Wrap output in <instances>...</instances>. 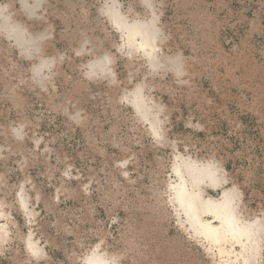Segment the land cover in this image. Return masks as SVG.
Wrapping results in <instances>:
<instances>
[{"label":"rangeland","instance_id":"rangeland-1","mask_svg":"<svg viewBox=\"0 0 264 264\" xmlns=\"http://www.w3.org/2000/svg\"><path fill=\"white\" fill-rule=\"evenodd\" d=\"M0 264H264V0H0Z\"/></svg>","mask_w":264,"mask_h":264},{"label":"bare ground","instance_id":"bare-ground-1","mask_svg":"<svg viewBox=\"0 0 264 264\" xmlns=\"http://www.w3.org/2000/svg\"><path fill=\"white\" fill-rule=\"evenodd\" d=\"M114 18L116 20V23L120 26V27H124V23L121 20V17L115 13L114 14ZM139 28L142 27V25L138 26ZM153 27V26H152ZM152 27L150 25H148L144 31H140V33L143 35L144 40L146 41H150L153 36L155 35L154 31L152 29ZM139 31V30H138ZM141 43V42H140ZM146 46V45H145ZM181 172V171H180ZM182 174V173H181ZM196 175V174H195ZM205 175V174H204ZM183 178V177H182ZM198 179V180H197ZM193 183L198 184L201 181V177L199 176H194L192 177ZM186 185V184H185ZM183 189H180L181 191L178 194V199L180 200L182 206L184 207V209L186 210V212L189 215L190 220L192 221V223L198 224L200 217L205 213V212H211L214 211L215 216L217 218H219L222 222V226L220 229V233H225L227 231H232L235 234H239V235H244L248 238H250V240L253 238L254 236V241L256 239V235L259 231V229L257 228H241L238 226V218L235 214L234 211V207L232 205V201L231 198L228 196H225L223 198V200L219 203H214V204H207V202H203V200H201V197L196 194V193H187L186 191H184V187H182ZM189 188V187H188ZM192 188V187H191ZM196 189V188H195ZM218 202V201H217ZM211 210V211H210ZM219 220V221H220ZM202 225V224H201ZM210 226L208 225V227L205 226V230L209 231L210 233H216L217 232V228L215 229V231H213V229L211 230L209 228ZM219 230V229H218ZM218 232V233H219ZM223 233V234H224ZM232 233V234H233ZM236 235V236H237ZM225 236V235H224ZM227 236V235H226ZM235 236V237H236ZM223 237V236H222ZM239 238V237H238ZM216 240V239H214ZM246 240V239H245ZM251 242V241H250ZM253 243V242H252ZM249 259V258H248Z\"/></svg>","mask_w":264,"mask_h":264}]
</instances>
